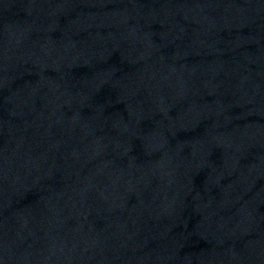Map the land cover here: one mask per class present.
Listing matches in <instances>:
<instances>
[{
	"label": "water",
	"instance_id": "obj_1",
	"mask_svg": "<svg viewBox=\"0 0 264 264\" xmlns=\"http://www.w3.org/2000/svg\"><path fill=\"white\" fill-rule=\"evenodd\" d=\"M0 264H264V0H0Z\"/></svg>",
	"mask_w": 264,
	"mask_h": 264
}]
</instances>
